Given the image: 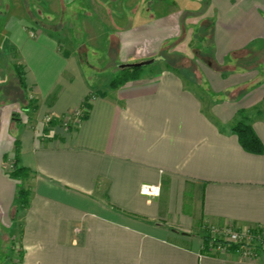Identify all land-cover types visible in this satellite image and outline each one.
<instances>
[{"label": "crops", "instance_id": "1", "mask_svg": "<svg viewBox=\"0 0 264 264\" xmlns=\"http://www.w3.org/2000/svg\"><path fill=\"white\" fill-rule=\"evenodd\" d=\"M54 1L52 26L74 27L66 16L80 15V45L103 48L102 58L139 61L134 50L143 40L158 51L178 27L187 39L209 27L211 59L192 72L165 62L99 90L76 42L44 35L42 21L23 18L25 0L11 2L7 9L21 18L0 28V250L14 239L19 246L2 264H264L203 247L208 226H264V111H248L264 101V57L236 66L264 49V0ZM13 63L23 69L22 85ZM88 96L77 125L43 123L44 114H64ZM29 97L36 111L25 120L19 110ZM240 119L260 152L240 144L232 129ZM8 160L29 176L13 178ZM143 184L159 185V195L142 194ZM20 186L28 204L12 216Z\"/></svg>", "mask_w": 264, "mask_h": 264}, {"label": "rangeland", "instance_id": "2", "mask_svg": "<svg viewBox=\"0 0 264 264\" xmlns=\"http://www.w3.org/2000/svg\"><path fill=\"white\" fill-rule=\"evenodd\" d=\"M13 1L14 0H0V28H2L1 26L6 21L7 18H8V20H15L17 18H21L20 15H18L16 13L17 10L16 11L13 10L14 9L13 7L11 9H7L8 5L11 4V2H13ZM25 2H26V4L29 5V7L26 11L24 10L25 16L23 18H26L27 20L39 19L40 21H42L41 23L44 24L45 28H46L45 32H43L44 35H47L50 32V33H52L53 36L57 35L58 37H60V39L57 38V40H59L60 42L64 43V41H63L65 39L64 37H67V39L68 38L71 39L72 42H74V41L76 42L77 47L74 48L73 51L78 53L80 55V57L82 56V59H83L82 66H83L84 70L86 71V75L88 76V78H90V83L93 85V87H95L99 90H104V88H107L108 81L110 79L117 77L120 74L121 68L119 67V65L121 63H126V62H119V63L117 61L114 62L111 54L109 55V57L107 59L104 57L102 58L101 54L104 52V50L101 47H94V48L88 47L87 48L84 45H80L81 43H83L84 33L81 31L82 27H75L79 24V21L81 20L80 15H78L79 16L78 19L75 17L72 18L70 16H66L67 22H68L67 26L73 25L74 27H58V28H56V27L52 26V19L53 18L51 15L53 10H54V4L56 3L54 0H25ZM66 4H69V2ZM11 5H13V4H11ZM67 10H66V12H67V14H69L68 12L70 9L67 8ZM47 11H48V13H47ZM38 12L39 13L41 12L40 15H38ZM81 12L83 13L84 9L78 10V13L81 14ZM59 28H63L64 32L61 33V31H60L61 29L58 30ZM178 29H180L179 30L180 34H179V31L177 30L178 35L175 37H172L171 39L169 38L170 40L168 39L167 41L162 43L163 48L159 49L158 51H155L154 46L150 45L148 42L146 43L145 40L140 42L139 46L136 47L134 50V55L136 58L143 60L146 58H151V57H156V56L162 57V59H158L151 64H147V65L142 66L141 71L149 70L152 67H154V68L155 67H158V68L162 67L165 65V62H166V64H168V65L171 64L172 66H175L179 69L182 65V67L187 72L188 71L192 72L193 70L196 71V69L198 67L197 61L199 62L200 68L207 69L206 68L207 64L205 62H206V60L211 59L210 55H204V54L200 53V51H202V52L208 51L207 46L210 43L209 42L210 41V31H209L210 28L208 27L207 29L201 30L199 32H198V30L196 32H193V35L189 39L182 36L183 35L182 29H184L183 27H178ZM34 30L37 31L36 27ZM55 30H58L56 34H55ZM39 31H42L41 28H39ZM5 36H6V33L0 31V41H2ZM199 36H202V38H203L202 41L199 40V38H200ZM205 38H208L209 41L208 42L205 41ZM50 39H54V38L50 37ZM199 46L202 48L199 49ZM62 50L63 51H69L72 49L70 47L66 46V47H63ZM258 50H259L258 53L253 52V56H250L247 59L237 61V64H236L237 69H239V70H241L242 68L243 69H249L251 67V65H253L251 60L254 61L255 58L257 59L256 61L259 64H262L261 61L259 60V58L264 57V49L258 48ZM151 52H152V54H150ZM187 52L190 54L192 53L193 56L189 57ZM1 55H2V52H0V57H1ZM247 56H249V55H247ZM12 60L16 61L14 59V57L12 58ZM1 61H2V59L0 58V62ZM134 62H136V61H134ZM260 66L263 67V69H264V65H260ZM197 79H198V77H197ZM204 79H205V76H204ZM187 84H189V86L191 88H193L194 90H197V91L200 90L199 86L195 83L192 84L190 82V80H187ZM245 90H246L245 86L240 87L237 90L238 91L237 95L241 94V92H243ZM28 92L31 93L30 90ZM222 97L225 98V96H222ZM36 102H40L39 97H37ZM34 103L35 102L33 101V98L29 97L28 102L26 103V105H27L26 107H28V109L25 111V109L20 108L19 113H20L21 117H23L25 120H27L28 115L29 116L34 115V112L36 111V107L34 106L35 105ZM76 108H74V109H72V110H70L64 114H60V115L51 114V113L44 114L42 116V121H43V123L48 124V125L49 124L50 125L60 124L61 126H64L65 128L77 125L78 122L76 120H78V119L80 120L82 118V115L86 111V108L85 107H79V108L83 109V112L81 110L80 116H79V114L76 116L72 112V111L76 110ZM258 109L260 111H262V110L264 111V101H262L259 105L250 108L248 111L251 113H255V111ZM208 110H209V108H207V111ZM249 112H246V113L244 112L243 114L247 115V114H249ZM47 117H50V120L47 121L46 120ZM65 123H67V124H65ZM12 162H14V161H12ZM18 209H21V208L18 206H15V208L12 210V216H15V212H17ZM208 227H210V226H208ZM209 229L210 228H208V230ZM18 246L19 245H18L17 241H15V239H14V242H12L11 245L7 246L8 249H6V252L4 255L2 253V250H0V254H1L0 260L3 259L0 262V264H2V262L4 261V258H7V256H8L7 253L9 252V249L13 251V256L14 255L16 256L17 255L16 249ZM218 249H220V248H218ZM10 262H11V260L8 259L6 264H10Z\"/></svg>", "mask_w": 264, "mask_h": 264}, {"label": "trees", "instance_id": "3", "mask_svg": "<svg viewBox=\"0 0 264 264\" xmlns=\"http://www.w3.org/2000/svg\"><path fill=\"white\" fill-rule=\"evenodd\" d=\"M201 38V39H200ZM199 40H202V36H200ZM205 41H209L208 38H205ZM210 42V41H209ZM210 44V43H209ZM208 51H200V53L204 55H210L211 56V49L212 47L207 46ZM14 69H15V75L18 78L19 84H23L24 82V74L23 69L20 65L17 63H13ZM142 66L138 67H125L120 69V74L113 78L110 82L111 87L118 86L120 84L125 83L128 80L134 79L137 77V75L141 72ZM89 96L87 99L80 105L79 107H85L86 111L83 113L82 118L80 120H83L87 117V108H89V105L87 104ZM78 107V108H79ZM82 110V108H79ZM234 132L236 133L240 144L244 149L250 152L258 153L262 150V143L260 139L257 137L255 132L253 131L250 124H248L245 120L240 119L238 120L232 127ZM9 161V160H8ZM15 162V160H14ZM30 174V170L27 167L14 165L13 170L10 172V175L13 178H19L24 179L27 178ZM29 197V190L28 188L20 186L18 188L17 194H16V206L20 208H25L28 204V198ZM235 227V226H234ZM209 227L205 230L204 238H203V247L206 252L211 251L212 249H220L224 248L232 252L238 253V250L241 248V243H233L229 242L223 239V235L220 233L212 234ZM238 230H241V228L235 227ZM252 233H258L260 232L263 227H253V228H247ZM252 250L256 253L258 258H264V245L261 244V241H254L253 244H250Z\"/></svg>", "mask_w": 264, "mask_h": 264}, {"label": "built area", "instance_id": "4", "mask_svg": "<svg viewBox=\"0 0 264 264\" xmlns=\"http://www.w3.org/2000/svg\"><path fill=\"white\" fill-rule=\"evenodd\" d=\"M76 116L81 114V109L78 107L76 110L72 111ZM46 120H50V117H47ZM79 122L80 120H76ZM67 124V123H65ZM5 167L8 171H12L14 168V163L12 161H7ZM141 193L147 196H158L160 193L159 185L153 184H143L140 189ZM210 231L212 234L220 233L223 235V239L233 243H241V248L238 250V254L245 258L257 259L258 256L252 250L250 244H253L254 241H261V244L264 245V226L263 229L258 233H252L248 229H236L233 224H227L225 226H210ZM219 248V247H218Z\"/></svg>", "mask_w": 264, "mask_h": 264}, {"label": "water", "instance_id": "5", "mask_svg": "<svg viewBox=\"0 0 264 264\" xmlns=\"http://www.w3.org/2000/svg\"><path fill=\"white\" fill-rule=\"evenodd\" d=\"M158 59H162L161 56H156V57H151V58H146L140 61H136V62H130V63H122L119 65L120 68H125V67H138V66H144L147 64H151L153 62H155Z\"/></svg>", "mask_w": 264, "mask_h": 264}]
</instances>
